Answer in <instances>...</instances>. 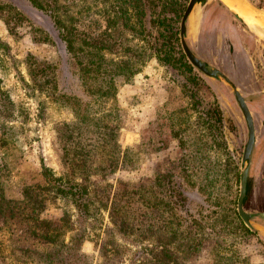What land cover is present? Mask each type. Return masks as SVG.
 Instances as JSON below:
<instances>
[{
  "label": "rangeland",
  "instance_id": "obj_1",
  "mask_svg": "<svg viewBox=\"0 0 264 264\" xmlns=\"http://www.w3.org/2000/svg\"><path fill=\"white\" fill-rule=\"evenodd\" d=\"M63 1L69 3L64 7L66 14L60 7L66 21L75 22V13L84 11V24L88 25L91 33L106 29L105 39L115 41L117 48L115 53L108 49L103 52L104 64L100 72L93 69L83 77L77 59L87 61L93 50L74 53L66 49L55 23L58 12L39 9L29 0H0V79L14 102V117L0 116V125L7 127L6 133L0 129V181L4 183L7 195L20 197L19 191L24 183H42L43 165L52 168L57 175L62 174L61 149L55 137V126L62 121H71L74 116L73 102L60 97L51 100L35 90L25 62L27 56L32 55L56 66L58 89L68 95L79 96L81 103L90 100L91 111L115 106L119 114L118 141L122 149L128 148V156L114 172L82 181L87 193L108 185L112 190L125 186L144 189L154 186L158 173L177 172L176 162L184 152L172 135V130L178 128L176 117L184 113L179 111V107L192 105L188 110L190 120L195 123L194 127L199 128L197 132L207 133L205 138L210 141L213 135L219 136L217 126L212 121L204 123L198 115L217 104L222 118L218 129L232 161L238 164V174L228 175L229 189L223 180L220 184L217 178L213 190L227 194L229 206L239 216L237 199L248 129L231 87L220 76L205 75L189 62L184 53L180 23L189 0H60ZM247 1L264 11V0ZM4 4L12 8H1ZM224 4L221 0H202L189 16L184 35L193 52L231 79L248 100L256 137L248 170L250 194L244 206L251 215V226L239 218L257 231L259 238L251 233L238 232L225 242H231L242 257L248 258V263L264 264V215L261 214L264 213V23L258 25L239 15L244 23ZM127 55H132L140 69L133 76H129V70L119 73L115 65L110 64L111 60L118 61ZM167 60L170 64L165 62ZM97 89L115 90L116 94L114 98L94 101L93 92ZM193 94L199 101L197 105L193 103ZM208 147L211 148L203 149L200 155L208 154L213 160L219 152L213 145ZM255 155L260 157L259 163H255ZM191 189L186 186L189 195L184 216L187 220L197 209H202L203 215L210 213L211 209H207L205 199ZM131 205L136 219H140L141 224L148 223L150 210L139 201ZM64 210L74 211L62 201L48 202L40 217L60 230L59 219ZM74 219L73 215L71 221ZM11 222L0 229V261L6 262L0 264H46L39 254L16 258L12 248L15 234L20 232L27 236L23 230L28 228V224L15 218ZM188 224L184 223V228ZM111 229L108 209L98 211L87 222L86 238L77 253L62 247L64 254L73 253L75 261L72 263L76 264L155 263L148 250L154 239L140 231L125 239L122 235L111 234ZM72 235L73 231L63 233L65 245L71 247ZM198 235L203 236L199 250L189 252L185 250L184 242L177 241V252L186 264H212V248L217 236L207 228ZM107 239L112 240L111 249L116 251L103 255L99 247ZM24 243L31 248L37 245L40 253L51 246H44V242L37 243L30 237ZM67 260L70 257L64 258L65 263Z\"/></svg>",
  "mask_w": 264,
  "mask_h": 264
},
{
  "label": "trees",
  "instance_id": "obj_2",
  "mask_svg": "<svg viewBox=\"0 0 264 264\" xmlns=\"http://www.w3.org/2000/svg\"><path fill=\"white\" fill-rule=\"evenodd\" d=\"M29 2L39 9L58 12V15H55V23L69 52L85 51L87 53V49L93 50L89 53L87 61L77 59L83 77L93 69L100 72L104 64L103 52L105 50L108 49L115 53V48H117L114 46L115 41H107L104 37L107 33L106 29L92 34L88 25L84 24V11L75 13V22L66 21L62 17V12L66 14L64 7H68L69 3L60 2V0H29ZM5 7L8 10L12 8L5 4L1 6L3 9ZM60 7H63L61 13ZM15 13L19 16L17 11ZM25 62L35 90L51 100L60 97L73 102L74 105L71 108L74 116L71 121H62L55 126V137L61 149L62 174L57 175L52 168L43 165L44 181L24 183L19 191L20 197L7 195L4 183L0 181V229L11 224L14 218L28 224V228L23 230L27 236L18 232L15 234L17 235L16 241H14V235L11 237L14 241L12 248L16 258H21L22 255L33 257L39 254L46 264H76L72 263L75 261L72 257L73 253L65 255L62 247L70 249V252L74 251V254L77 253L81 242L86 238L85 229L89 219L93 218L98 211L108 209L112 225L111 232L113 231L111 234L122 235L127 239L134 236L136 231H140L152 240L154 239V243L149 244L148 250L155 263L144 264H186L180 258L175 242H184L185 250L189 252L197 251L202 245L201 237H203L198 234L206 228L217 236L212 248V264H250L248 258L242 257L238 250L232 247V243L226 244L225 240L238 232L251 233L257 237L258 234L252 227H248L241 221L236 211L229 206L227 194L224 195L220 190L215 193L213 190L217 178L220 184L223 180V184H227L226 188L229 189L228 175L238 174V164L232 161L221 131L218 129L222 118L217 104L207 107L205 112L198 115L204 123L208 124L212 121L214 126H217L219 136L213 135L210 141L205 138L207 133L197 132L199 128L194 127L195 123L190 120L191 115L188 110L189 107L192 108V105L179 107V111L184 113L176 117L178 128L172 130V135L177 138L184 152L176 162L177 172L158 173L154 186L144 187V189L125 186L112 190L111 185H108L89 194L83 187L82 181L114 172L119 165L125 163L128 156V148L122 149L118 141L120 123L117 109L113 106L105 110L91 111L90 100L81 103L83 101L79 96L68 95L58 89V79L55 76L56 66L53 63L32 55H28ZM110 64L115 65L117 71L122 74L129 70V76H133L140 70L135 65L132 55H127L118 61L111 60ZM93 93L95 94L93 95L94 101L114 98L116 94L115 90L101 89ZM191 96L193 103L199 104L197 96L194 94ZM13 103L9 91L2 87L0 79V116L14 117ZM44 103L42 101V104ZM0 129L2 133L7 132L4 124L0 125ZM212 145L219 152L215 159L211 160L205 153L200 155V151L211 148L208 146ZM187 185L205 199L207 209L211 208L210 213L203 215L202 209L200 211L197 209L196 213L189 215L190 218L187 220L188 218L184 216L186 197L189 195L186 191ZM148 193L151 194L148 195ZM58 200L70 209H74L72 213L67 210L63 211L59 219L61 221L60 230L55 229L49 220L40 217L48 202L55 203ZM135 201L141 202L144 208L150 210L148 223L141 224L140 219H136L131 205ZM73 215L75 219L71 221ZM187 222L189 224L187 228H184L183 225ZM66 231H73L71 247L63 243L62 236ZM27 237L37 243L44 242V246L51 245L50 249H45L40 253L37 245H32L31 248L24 243ZM111 243L112 240L107 239L100 244L101 254L116 251L111 249ZM68 257L70 260L65 263L64 258L68 259ZM0 263L6 262L0 261Z\"/></svg>",
  "mask_w": 264,
  "mask_h": 264
},
{
  "label": "water",
  "instance_id": "obj_3",
  "mask_svg": "<svg viewBox=\"0 0 264 264\" xmlns=\"http://www.w3.org/2000/svg\"><path fill=\"white\" fill-rule=\"evenodd\" d=\"M201 2H202V0H189L188 4L186 6V9L183 13L181 23H180V40H181V44H182V48L184 50V53L186 54V57L188 58L189 62L193 66L198 68L200 71H202L205 75H208L209 77H215V76L222 77L223 80L225 81V83H227L231 87V90L234 94V97H235V99H236V101H237V103L241 109V112L244 116V120H245L247 129H248V136H247V141L245 143V147H244L243 154H242V166H241V171H240V187H239V193H238V199H237V211H238V214L241 217V219L248 226H251V224H252L251 215L244 210V206H245V204L248 200L249 194H250L248 170H249V165L251 163L250 153H251L253 143H254L253 120H252V116H251V113L249 111V108L247 107V104H246L242 94L240 93L238 88L232 83V81L226 75L221 73L219 69H217L215 67H211L205 61L201 60L193 52V50L189 47V45L186 43V39H185V35H184L186 32V25H187L186 23L188 21L189 16H191L192 13L194 12L196 5L201 3ZM245 2L250 6V8L256 14H264V11L262 9L251 4L247 0H245ZM229 10L236 17H238L240 20L243 21V19L240 16H238L234 11H232L231 9H229ZM248 26H250V25H248ZM262 29H264V28H262Z\"/></svg>",
  "mask_w": 264,
  "mask_h": 264
},
{
  "label": "bare ground",
  "instance_id": "obj_4",
  "mask_svg": "<svg viewBox=\"0 0 264 264\" xmlns=\"http://www.w3.org/2000/svg\"><path fill=\"white\" fill-rule=\"evenodd\" d=\"M225 1L224 2L227 3L228 7H230L229 9L234 11L238 16L240 15L249 22L251 21L252 23L258 25L264 23V14H256L250 8V6L245 2V0H225Z\"/></svg>",
  "mask_w": 264,
  "mask_h": 264
},
{
  "label": "flooded vegetation",
  "instance_id": "obj_5",
  "mask_svg": "<svg viewBox=\"0 0 264 264\" xmlns=\"http://www.w3.org/2000/svg\"><path fill=\"white\" fill-rule=\"evenodd\" d=\"M185 11V10H184ZM183 16V15H182ZM229 47L231 48V44H229ZM231 80V79H230ZM232 83H233V81H232ZM234 84V83H233ZM243 96V95H242ZM243 98H244V100H245V102H246V104H247V107H248V100H247V98H246V96H243ZM250 111V110H249ZM252 120H253V118H252ZM253 125H254V143H253V147H252V150H251V153H250V157H251V155L253 154V150H254V148H255V144H256V137H255V124H254V121H253ZM251 159V158H250ZM262 215H264V213H261Z\"/></svg>",
  "mask_w": 264,
  "mask_h": 264
},
{
  "label": "crops",
  "instance_id": "obj_6",
  "mask_svg": "<svg viewBox=\"0 0 264 264\" xmlns=\"http://www.w3.org/2000/svg\"><path fill=\"white\" fill-rule=\"evenodd\" d=\"M226 2V1H225ZM227 4V3H226ZM251 22V21H250ZM257 28V27H256ZM260 159V157H256V155H255V158H254V161H255V163L256 162H258L259 163V161H257V160H259Z\"/></svg>",
  "mask_w": 264,
  "mask_h": 264
}]
</instances>
